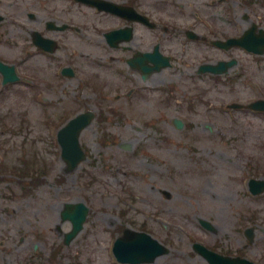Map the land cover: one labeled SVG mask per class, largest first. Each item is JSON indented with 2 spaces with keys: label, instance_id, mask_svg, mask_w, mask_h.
<instances>
[{
  "label": "rangeland",
  "instance_id": "rangeland-1",
  "mask_svg": "<svg viewBox=\"0 0 264 264\" xmlns=\"http://www.w3.org/2000/svg\"><path fill=\"white\" fill-rule=\"evenodd\" d=\"M41 1L0 0L5 15L0 58L14 64L21 78L0 85V163L20 168L25 160L39 175L34 176L39 187L31 188L8 170L0 171V241L8 246L21 238V251L27 257L35 251L42 264H118L111 246L121 228L129 227L145 230L168 249L152 264H207L193 252L195 242L264 264V193L252 196L245 181L264 179V114L226 108L264 99V56L255 59L234 50L237 66L215 83L209 76L193 79L190 73L201 60L223 58L220 52L207 50L206 43L196 52L189 43L190 48L179 53L177 42L169 39L163 49L178 54L190 69L176 62L145 82L133 72L126 81L101 68L97 32L104 20L78 13L74 23L84 27L79 34H48L60 36L62 46L55 56L25 57L22 50H31L30 36L21 28H41L40 19L49 18L52 11L41 8L51 9L57 2ZM244 1L139 0L137 7L141 12L152 7L161 25L174 24L178 35L179 29L197 20L195 13L220 26L245 14L264 27V0H248V5ZM27 13L34 14L33 20ZM158 32L166 37L161 27ZM151 34L137 28L139 48L156 42ZM65 55L76 56L79 73L57 80V66L64 65ZM86 76L93 78L90 87L83 85ZM100 85L106 98L101 97ZM133 87L131 100L115 101L113 96ZM90 108L107 119L82 131L79 139L86 159L67 171L55 133L62 120ZM174 119L183 122L181 130L174 128ZM27 188L31 192L25 193ZM164 190L170 193L168 199L161 194ZM65 203L88 208L82 231L67 246L63 235L70 224L60 217ZM199 219L211 222L214 232L202 229ZM248 227L254 234L251 244L244 237Z\"/></svg>",
  "mask_w": 264,
  "mask_h": 264
},
{
  "label": "flooded vegetation",
  "instance_id": "flooded-vegetation-1",
  "mask_svg": "<svg viewBox=\"0 0 264 264\" xmlns=\"http://www.w3.org/2000/svg\"><path fill=\"white\" fill-rule=\"evenodd\" d=\"M40 1V3H43V1ZM48 1V0H47ZM55 6H52L53 8L47 9L46 6L41 8V11L44 12H50L49 18L44 20V24H42L41 31L42 32H48V25L47 23L50 22L52 29L51 34H72V32L75 31V25L73 24L74 15L78 13H82L84 16H88L87 12L84 10H91L86 5L76 3L74 0H56ZM111 1V0H107ZM111 2L114 3H122V0H112ZM139 0H127L128 6L133 7L137 10V4ZM55 1L53 0V5ZM106 18L111 19L112 24L115 25L116 28H123V27H131L132 28V34L129 38V40L125 44H118L115 48L110 47L106 41L105 35L112 30V27L110 28H104V30L101 33L102 42L104 44L103 53L104 55H108L107 58L110 60L108 64L114 68L118 67L121 68L122 66L129 67L128 61L135 56L136 53L139 52V38L136 35V30L138 26L141 25L145 30L152 31V34H156L158 32V29L161 27L162 29L164 27H167V25H161V18L157 16L154 13L153 8L151 7L149 10H147L144 13H141L146 17L148 20V25L139 24V23H133V22H124L119 17H116L115 15L101 12ZM242 21L243 17H238L237 21ZM41 21V19H40ZM189 24V25H187ZM186 24L185 28L179 29V32L182 31L183 37L185 40L189 42H194L195 48H197L196 52L202 51V47H200L198 44L199 42H202L205 40L208 45L212 42V39L214 38H223L227 39L229 37L235 36L234 34H231V29L233 27V24L228 21L227 26H219L214 25L212 22H208L207 20H195L192 19L191 22H188ZM161 25V26H160ZM63 27V30L60 31L59 28ZM84 28V27H83ZM171 30H176L175 25L171 24L169 26ZM82 28L78 29L77 32H80ZM40 32L41 34H43ZM44 35V34H43ZM180 36V35H179ZM60 37V36H56ZM158 40L152 44V47L150 48L153 50L154 48L160 49V47L165 42V39H163L161 36H157ZM209 38V40H207ZM211 39V40H210ZM174 44V42H171ZM177 43L180 45V47H186L190 48L188 46L189 43L183 42L178 40ZM56 46H58V42L56 41ZM149 50V51H151ZM223 51V50H221ZM148 52V51H146ZM194 52V53H196ZM225 52V51H223ZM103 57V56H102ZM170 59V58H169ZM171 61V60H170ZM190 64V63H189ZM130 68V67H129ZM190 68V67H189ZM17 242V243H15ZM13 242L12 244L6 246L4 241H0V264H42L39 260L40 255L36 254L35 251H32V254L27 257L26 251L22 252L21 247L22 239L19 238L17 241ZM19 245V246H18ZM36 250V247H35Z\"/></svg>",
  "mask_w": 264,
  "mask_h": 264
},
{
  "label": "water",
  "instance_id": "water-1",
  "mask_svg": "<svg viewBox=\"0 0 264 264\" xmlns=\"http://www.w3.org/2000/svg\"><path fill=\"white\" fill-rule=\"evenodd\" d=\"M243 45V43H240ZM257 106V105H256ZM263 108V107H262ZM79 119V120H77ZM76 121L70 123L67 128L59 132V142L62 146L63 156L69 162V142H74L75 150L76 137L78 132L88 124L90 118L88 115H83L77 118ZM72 151V150H71ZM82 155L76 156L70 161L69 167L74 168L77 162L82 158ZM254 183V182H253ZM261 185L259 188L264 190V182H256ZM87 209L82 205H66V210L62 214L63 219H68L72 224V229L65 235V244H68L82 229V224L85 220ZM195 250L202 254L210 264H252L247 261L230 260L221 258L213 253L206 251L204 248L195 246ZM114 251L119 261L138 264L144 262H152L154 258L162 255L166 250L160 246L156 241L152 240L149 236L142 233L125 232L123 239L116 241Z\"/></svg>",
  "mask_w": 264,
  "mask_h": 264
}]
</instances>
